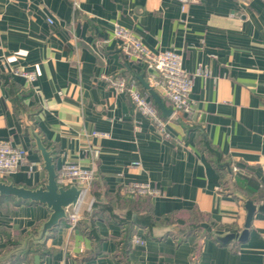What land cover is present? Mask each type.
I'll return each mask as SVG.
<instances>
[{"label": "crops", "instance_id": "crops-1", "mask_svg": "<svg viewBox=\"0 0 264 264\" xmlns=\"http://www.w3.org/2000/svg\"><path fill=\"white\" fill-rule=\"evenodd\" d=\"M116 24L154 52H182L187 71H209L194 80L192 121L160 110L169 136L102 78H135L153 101ZM0 75V140L28 150L0 180L47 183L37 137L58 173L68 161L97 172L79 223L67 218L44 237L47 205L0 195V264H35L37 254L41 264H264V0H195L185 11L178 0H0ZM131 182L161 194L147 206L117 202ZM248 202L257 210L244 239L218 241L243 233Z\"/></svg>", "mask_w": 264, "mask_h": 264}, {"label": "built area", "instance_id": "built-area-1", "mask_svg": "<svg viewBox=\"0 0 264 264\" xmlns=\"http://www.w3.org/2000/svg\"><path fill=\"white\" fill-rule=\"evenodd\" d=\"M181 3L183 11L188 5L195 0H178ZM75 2V7H78ZM50 23H54L52 17H48ZM114 37L119 41V48L129 59L142 62L148 71V81L155 88L161 91L165 98L172 104L173 113L170 117L182 114L187 120L192 121L194 105L191 101V92L196 76L209 75L207 69L199 67L194 72L187 71L183 66V53L175 49H164L152 51L136 36L131 30L116 24ZM13 74L22 76L28 81L33 82L37 75L33 70L16 68ZM102 78L119 93L126 94L134 106L145 116L150 118L166 136L167 121L161 116L159 108L140 88L135 78L127 77L121 73L103 75ZM0 75V87H1ZM94 135H107L105 132L93 131ZM99 150H95L98 155ZM28 150L16 146L9 140H0V177L16 172L26 162ZM134 164L139 165L138 162ZM35 163L31 165V168ZM237 170V167H234ZM58 183L64 186L76 184L82 189L80 202L68 210V220L73 227L81 218L82 204L84 198L93 187L97 180V172L94 167H85L79 162H66L58 173ZM125 195H150L158 196L161 194L160 189L146 182H131L122 187ZM93 201L90 203L92 207ZM135 244H144L145 239L135 234L132 238Z\"/></svg>", "mask_w": 264, "mask_h": 264}, {"label": "water", "instance_id": "water-1", "mask_svg": "<svg viewBox=\"0 0 264 264\" xmlns=\"http://www.w3.org/2000/svg\"><path fill=\"white\" fill-rule=\"evenodd\" d=\"M135 76L163 114L170 117L173 110L166 107L160 93L145 79L143 74H136ZM36 141L44 160L45 169L48 171L47 183L44 186L37 188H28L0 180V195L14 197L24 202L28 201L30 203L47 205L52 213L43 225L42 234L44 237L47 232L54 230L63 220L68 218V210L74 208L81 200L82 189L76 184L64 186L58 183V172L56 171L52 152L43 144L40 137H37ZM247 207L249 213L246 222V229L243 233L241 235L237 233L216 234L215 237L218 241L227 243L234 238L240 240L244 239L249 231L248 228L250 227L253 216L257 210V207L252 202H248ZM258 209L264 210V203L260 205ZM35 264H41L40 256L38 254L35 255Z\"/></svg>", "mask_w": 264, "mask_h": 264}, {"label": "trees", "instance_id": "trees-1", "mask_svg": "<svg viewBox=\"0 0 264 264\" xmlns=\"http://www.w3.org/2000/svg\"><path fill=\"white\" fill-rule=\"evenodd\" d=\"M156 105V104H155ZM157 106V105H156ZM158 107V106H157ZM160 110V109H159ZM121 195L117 196V202L119 203H127L129 205H132L131 207H140V204H145V206H147V199L145 198H149L150 195H136V196H130V195H125L122 191L120 192ZM97 199L100 200V195L98 193H96ZM98 202V201H97ZM99 206L104 204L103 201H99ZM94 206V205H93ZM94 208L98 209V207L94 206ZM93 208V209H94ZM136 221L140 222V220L137 218Z\"/></svg>", "mask_w": 264, "mask_h": 264}, {"label": "rangeland", "instance_id": "rangeland-1", "mask_svg": "<svg viewBox=\"0 0 264 264\" xmlns=\"http://www.w3.org/2000/svg\"><path fill=\"white\" fill-rule=\"evenodd\" d=\"M81 220V218L78 220V222L77 223H79V221Z\"/></svg>", "mask_w": 264, "mask_h": 264}]
</instances>
